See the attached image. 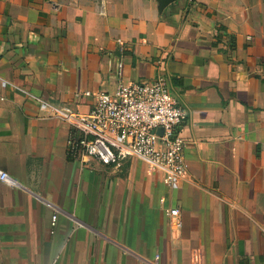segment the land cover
<instances>
[{
  "label": "crops",
  "instance_id": "1",
  "mask_svg": "<svg viewBox=\"0 0 264 264\" xmlns=\"http://www.w3.org/2000/svg\"><path fill=\"white\" fill-rule=\"evenodd\" d=\"M160 76L188 113L177 191L71 160L40 108ZM0 97V264H264V0H0Z\"/></svg>",
  "mask_w": 264,
  "mask_h": 264
},
{
  "label": "built area",
  "instance_id": "2",
  "mask_svg": "<svg viewBox=\"0 0 264 264\" xmlns=\"http://www.w3.org/2000/svg\"><path fill=\"white\" fill-rule=\"evenodd\" d=\"M122 68L120 63L119 77ZM84 96L92 94L85 92ZM94 97L95 104L87 113L69 106H40L51 118L69 126L68 157L81 163L92 159L114 168L126 160L137 159L160 175L168 188L180 190L189 169L183 136L188 113L172 93L168 77L131 85L120 82L114 92H99ZM0 181L10 183L9 175L1 170ZM166 214L180 225L179 208H169ZM56 221L54 216L53 226Z\"/></svg>",
  "mask_w": 264,
  "mask_h": 264
},
{
  "label": "water",
  "instance_id": "3",
  "mask_svg": "<svg viewBox=\"0 0 264 264\" xmlns=\"http://www.w3.org/2000/svg\"><path fill=\"white\" fill-rule=\"evenodd\" d=\"M163 1H164V3H166V4H170V3H172V2H175L176 0H163ZM160 133L162 134L163 131L160 130Z\"/></svg>",
  "mask_w": 264,
  "mask_h": 264
},
{
  "label": "rangeland",
  "instance_id": "4",
  "mask_svg": "<svg viewBox=\"0 0 264 264\" xmlns=\"http://www.w3.org/2000/svg\"><path fill=\"white\" fill-rule=\"evenodd\" d=\"M137 162H141V161H139V160H136Z\"/></svg>",
  "mask_w": 264,
  "mask_h": 264
}]
</instances>
